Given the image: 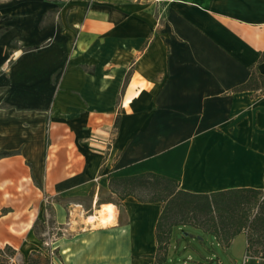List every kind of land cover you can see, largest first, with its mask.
I'll use <instances>...</instances> for the list:
<instances>
[{"label": "crops", "instance_id": "1", "mask_svg": "<svg viewBox=\"0 0 264 264\" xmlns=\"http://www.w3.org/2000/svg\"><path fill=\"white\" fill-rule=\"evenodd\" d=\"M1 15L0 248L40 250L52 218L70 264H159L162 204L100 200L109 175L264 191V93L234 90L264 75V0H0Z\"/></svg>", "mask_w": 264, "mask_h": 264}, {"label": "trees", "instance_id": "2", "mask_svg": "<svg viewBox=\"0 0 264 264\" xmlns=\"http://www.w3.org/2000/svg\"><path fill=\"white\" fill-rule=\"evenodd\" d=\"M7 15L0 16V33L5 30L2 22ZM264 60V52L260 59ZM234 90H253L264 93V75L251 69L249 78ZM108 185L117 196L119 204L127 196L141 202H160L161 212L155 226V260L168 264V249L173 228L176 225H192L213 235L220 243L227 245L240 233H246V251L253 257L264 259V191L253 188H233L210 193H195L179 187L176 179L145 171L133 175L108 176ZM114 202V201H113ZM192 220L187 221V215ZM180 215L179 217H177ZM175 217V219H172ZM16 250L6 245L0 248V264H15L11 261ZM35 256V257H34ZM39 251H32L27 264L50 263ZM196 264H219L209 259Z\"/></svg>", "mask_w": 264, "mask_h": 264}, {"label": "rangeland", "instance_id": "3", "mask_svg": "<svg viewBox=\"0 0 264 264\" xmlns=\"http://www.w3.org/2000/svg\"><path fill=\"white\" fill-rule=\"evenodd\" d=\"M104 199H111L116 202L117 196L102 195L100 200ZM64 202L66 203V200ZM172 219H175V217ZM185 219L191 221L192 217L189 214ZM65 226L60 225L57 227L54 225L52 218H49L46 222L35 223V227H33L35 234L42 243V247L38 251L41 253L42 258L50 260V263L46 264H51V261H53V264H70L75 259V248L54 245L58 236H66L68 233L63 229ZM30 253H22L21 255L14 253L12 255L14 263L27 264ZM245 253L246 235L244 233L237 234L227 246H224L213 235L186 224L176 225L173 228L169 242L168 258H170L169 263L173 264H196L209 259H218L221 264H240Z\"/></svg>", "mask_w": 264, "mask_h": 264}, {"label": "bare ground", "instance_id": "4", "mask_svg": "<svg viewBox=\"0 0 264 264\" xmlns=\"http://www.w3.org/2000/svg\"><path fill=\"white\" fill-rule=\"evenodd\" d=\"M114 212H115V210H114L113 204L111 205V204L107 203L105 205H102L101 208L98 210L99 218H100L101 223H103V224L106 223L107 224L108 222L112 221V218L115 215ZM90 218H93V216L90 217Z\"/></svg>", "mask_w": 264, "mask_h": 264}, {"label": "built area", "instance_id": "5", "mask_svg": "<svg viewBox=\"0 0 264 264\" xmlns=\"http://www.w3.org/2000/svg\"><path fill=\"white\" fill-rule=\"evenodd\" d=\"M14 261V258H11ZM240 264H264V259L251 256L247 251Z\"/></svg>", "mask_w": 264, "mask_h": 264}, {"label": "water", "instance_id": "6", "mask_svg": "<svg viewBox=\"0 0 264 264\" xmlns=\"http://www.w3.org/2000/svg\"><path fill=\"white\" fill-rule=\"evenodd\" d=\"M191 236H193V235H191Z\"/></svg>", "mask_w": 264, "mask_h": 264}]
</instances>
